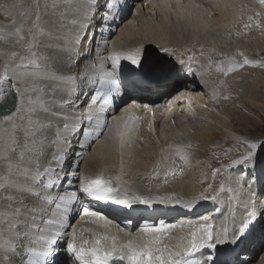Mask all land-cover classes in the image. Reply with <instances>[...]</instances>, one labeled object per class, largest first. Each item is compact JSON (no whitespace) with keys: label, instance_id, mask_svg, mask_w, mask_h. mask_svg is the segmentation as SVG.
Instances as JSON below:
<instances>
[{"label":"snow or ice","instance_id":"snow-or-ice-1","mask_svg":"<svg viewBox=\"0 0 264 264\" xmlns=\"http://www.w3.org/2000/svg\"><path fill=\"white\" fill-rule=\"evenodd\" d=\"M64 3L73 7V0H64ZM176 3L177 7H182L180 0ZM259 3L264 6V0ZM125 6L126 0L123 4L120 0H91L85 5L87 10L71 21L74 28L69 35L62 22L66 19L64 15L54 17L45 30L37 0L35 21L27 29L29 55L15 51L3 53L0 106L7 111L0 116V162L3 168L0 170V264H58L57 258L61 255L65 257L63 264H251L243 258L245 249L241 246L259 241L264 250V138L259 143L256 138L238 140L244 150L235 157L229 155L231 149L226 151L224 155L229 163L213 168L212 183H207V187L187 201L175 195L153 197L134 193L119 175L115 178H105L102 174L95 178L73 176L71 164L68 171L63 167L73 150V139L83 148L84 138L94 136L98 139L107 129L109 135L119 139L121 149L134 140L137 130L134 121L138 118L132 114V109L139 106L135 102L124 107L120 115H112L111 124L107 121L108 108L110 104L115 105L118 97L131 100L136 93L171 87L178 93L176 100L191 99V93L182 89L188 88L185 81L189 76L197 75L191 66L193 62L199 63L194 56L189 55L185 61L181 58L183 53L178 56L174 49L163 45L153 48L141 44L127 51L115 47L108 50L102 30L110 27L115 21L114 13L122 12ZM165 6L170 7V4ZM8 7L0 5L6 16H11ZM261 15L249 16L250 23L244 27L250 28L254 19L260 27ZM15 25L13 18L11 26ZM11 26H0V40H16L17 37L23 40V26L10 31ZM82 46L85 47L83 55L80 52ZM157 50L168 59L156 57ZM17 60L19 63L15 62ZM59 62L68 68L75 62L81 64L82 69L76 74H65L57 69ZM257 64L246 56L239 62L229 58L227 62H217V70L227 76ZM28 66H34L35 70H24ZM259 66L264 67V63ZM44 84L48 87H42ZM223 98L228 99L227 96ZM68 108L75 111L65 112ZM143 108L152 111L148 104ZM53 128L55 138L49 139L45 133ZM75 171L78 173V167ZM155 174L156 177L161 175L159 168ZM163 175L167 183L168 176H175L177 172L165 168ZM217 177L221 179L214 192ZM65 183L70 190L53 195L56 185ZM74 183L78 187H72ZM225 191L243 206L239 220L232 212L233 227L222 224L216 230L213 217L204 215L200 218L203 222L189 223L186 242L181 238L176 245L163 242L166 234L175 227L163 222L158 226L145 223L134 232L118 228L131 237L123 243L118 242L116 236L102 233H93V240H85L70 223L67 226L64 223L65 219H71L68 214L78 203V194L128 209L135 204L152 207L158 203L173 207L182 205L191 211L199 202L217 201L220 193ZM53 206L58 215L55 221L47 219L52 215ZM77 215L91 217L104 226L113 224L108 216L89 207L78 209ZM224 219L227 221L228 217ZM53 224L56 225L54 231L50 229ZM61 238H66L63 243H60ZM37 244L41 245L40 250ZM226 255H231L232 259H221ZM259 264H264V259Z\"/></svg>","mask_w":264,"mask_h":264},{"label":"bare ground","instance_id":"bare-ground-1","mask_svg":"<svg viewBox=\"0 0 264 264\" xmlns=\"http://www.w3.org/2000/svg\"><path fill=\"white\" fill-rule=\"evenodd\" d=\"M86 2L87 0H73V7L61 3L54 10V14L46 11V15L53 17L48 21L42 17V26L47 30L49 21L54 17L64 15L66 19L62 22L66 26L68 34L71 35L74 28L71 21L76 19L79 13L87 10ZM166 4H170V7H166ZM180 5L182 7H177L176 0H141L137 2L133 14L125 22L120 23L118 30L110 37L108 50L111 51L109 47L111 49L115 47L118 50L127 51L141 44H147L153 48L163 45L174 49L178 56L183 53L181 58L184 60L188 59L189 55L194 56L205 72L210 75L209 81H205L203 87L187 90L191 93L190 100L188 98L176 100L175 97L178 93L169 87L136 93L131 100L125 97L121 101V108L114 115H120L123 108L133 102L139 105L132 109V114L138 118L134 121L137 129L134 140L121 149L119 139L114 135H109L107 129L98 139L90 137L93 148L83 158L80 167L81 173H77V175H87L91 178L103 173L113 178L119 175L134 193L153 197L175 195L187 201L207 187V183H212L210 168L219 167L212 166L218 162L214 158L217 155L213 154L219 152L220 158H223L226 152L224 150L229 147L228 144L237 143L240 146L237 142L240 137L239 130L235 126L243 127L247 131L250 126L257 125L258 120L256 121L253 116L249 115V113L254 114L255 111L259 112L261 118H264V70L260 71L253 69L255 66H247L251 69L244 71L243 74H236L232 79L227 78L230 84L226 83L222 86L221 81L225 78L222 76L223 73L217 72V70L215 72L211 68L216 67L219 61L227 62L229 58L242 61L243 56H238L240 52L264 50V27L262 26L263 31L258 33L261 36L248 38V32L252 28H245L242 25L243 22L250 23L248 17L253 16L257 7L258 10H262L264 6L259 3V0H180ZM261 6L262 8H259ZM19 11L26 14L23 15L24 19L31 20L32 16L27 12V7H23ZM261 23L260 25H262ZM14 27H21V25L11 26L9 30H14ZM253 27L255 31L260 30L254 24ZM17 40L19 37L16 40H2L1 43L12 46ZM97 40L99 41L98 37ZM225 50L232 53H225ZM12 51L20 55H27L19 52L16 47H13L10 53ZM84 51L85 47L83 46L80 49L81 55L84 54ZM234 52H237L236 55ZM3 53L6 52H2L0 49V64L4 62ZM155 56L167 60V57L159 53L158 50ZM246 57L251 60L249 56ZM210 61L212 66L208 68ZM15 62L19 63V60ZM56 67L65 74H76L82 69L81 64H78L77 67L73 64L71 68H68L63 62L57 63ZM33 70H35L34 66H28L26 71ZM238 82L241 84L236 85ZM43 87L47 88L48 85L44 84ZM219 88H222L224 93L218 91ZM226 88L228 90L234 88L237 92L225 93ZM224 96H227L231 102H225ZM236 97L238 98L236 99ZM144 104H148L152 111H146L143 108ZM244 106H246L245 110L248 114H241L236 109V107L244 108ZM6 111L0 106V113L5 114ZM109 122L112 123L111 117ZM149 124L152 125L151 128H149ZM45 135L49 139H54L55 128L47 131ZM166 157L167 160H165ZM42 162L47 163L46 161ZM157 168L161 172L159 177H156L155 174ZM165 168L177 172L175 176H168L167 183L163 180ZM202 181L205 182L202 183ZM218 186L216 181L213 186L214 192L217 191ZM101 203V201L98 202L99 205ZM206 203L214 204L209 212L213 217L216 230H219L222 224H226L229 228L233 227L232 212L237 215V220L240 219L243 212V206L233 200L229 193L220 194L215 202H199L195 208H209ZM145 207L148 206L135 204L130 211L144 209L145 214H150L149 209ZM164 207L165 205L158 203H154L152 206V208L160 210ZM180 207L183 206L180 205ZM173 213H176V210H173ZM132 216L129 215V217ZM184 216L186 219L182 220L181 224L177 221L173 223L175 227L166 234L163 241L165 244L176 245L180 243L181 238H184L186 242L189 223L203 222L193 216L192 220H189L191 216L189 213ZM226 216L228 217L227 221L224 219ZM98 231L102 232L101 228ZM104 233L116 236L118 241L124 242L131 239L123 232H114L112 228L109 229V232L104 231ZM258 244H260L259 241L248 244V248L244 252L243 258L250 261L251 264H259V261L264 259V250L261 251V246L256 248ZM228 247L230 246H225V248Z\"/></svg>","mask_w":264,"mask_h":264},{"label":"rangeland","instance_id":"rangeland-1","mask_svg":"<svg viewBox=\"0 0 264 264\" xmlns=\"http://www.w3.org/2000/svg\"><path fill=\"white\" fill-rule=\"evenodd\" d=\"M36 3H37V0H0V5H6V6H9L8 7V11L9 12H11L12 13V15L11 16H6L5 15V9H3V8H0V26L1 25H4V26H11V24H12V19L13 18H15V20H16V25L17 24H20L21 26L23 25V28H25V29H23L22 30V32H21V36H23L24 37V39L23 40H20V38H19V42H16L14 45H12V46H8V45H6V44H4V48L2 47V43L1 42H3L2 40H0V49L2 50V52H8V50H9V53H10V51H11V49L13 48V47H16L18 50H19V52H22V54H27V55H29V53L27 52V48H26V43H27V41H28V39H29V37H28V35H27V29H28V27L29 26H31V24L32 23H34V21H35V12H36ZM61 3H63V4H65L64 3V1L63 0H39V4H40V10H41V12H42V17L45 19V21L47 20H49L50 18H52L53 16H48V15H46L45 14V12L46 11H49V12H53V14H54V10L58 7V5L59 4H61ZM45 4H47V7L45 8ZM54 5H55V7H54ZM23 7H27V12H29V13H31V20H29V18L28 19H24L25 17L23 16V15H21V11H19L21 8H23ZM259 8H262V6L261 7H259ZM258 7L256 8V10H255V13H253V16H254V14H255V16H256V12L258 13H261L262 12V15L260 16V22H262L261 24V27H259L260 28V30H257V31H255V28L253 27V24H255V19H254V23L253 22H251V28L252 29H250L249 30V32H248V34L249 35H247L248 36V38H251V36H254V37H256V38H258V36H261V35H259L258 33H261V31H263L261 28H263L264 27V8H262V10L261 9H259L258 11ZM255 16H254V18H255ZM21 17V18H20ZM22 20V21H21ZM27 20V21H26ZM263 20V21H262ZM3 23V24H2ZM244 24H247V22H243V24L242 25H244ZM241 26V25H240ZM263 26V27H262ZM237 29H239L238 27H237ZM26 30V31H25ZM251 32V33H250ZM257 32V33H256ZM264 32V31H263ZM2 44V45H1ZM17 45V46H16ZM3 48V49H2ZM7 48V49H6ZM229 50H225V53H232V52H228ZM236 53L237 52H234V55H236ZM240 53H243V56H249L250 57V59H251V61H255V62H258V64L257 65H259L260 63H264V50H258V49H256V50H254V51H252V52H240ZM240 53H238L237 55L239 56V57H242L241 55H240ZM248 55H247V54ZM251 54V55H250ZM255 55V56H254ZM251 56H253V57H251ZM254 58V59H253ZM253 59V60H252ZM18 61V60H17ZM236 61H240L239 59L237 60L236 59ZM217 66V65H216ZM225 66H227L226 64H225ZM212 69H215L216 67H211ZM248 69H251V68H249V67H247V66H245V67H243L242 69H240L239 71H237V72H235V73H232L231 75H228V76H226L225 78H224V81L222 82V83H224L225 82V84L226 83H228V80H227V78H230V79H232L236 74H243L244 73V71H246V70H248ZM253 69H259L260 71H262V70H264V68H261V67H259V66H255V68H253ZM24 70H27L26 68L24 69ZM245 75V74H244ZM259 75V74H258ZM222 76L224 77L225 75L224 74H222ZM260 77V76H259ZM230 83H228V85H229ZM239 84H241L240 82H238L236 85H239ZM42 87H43V85H42ZM236 89H234V88H232V89H230L229 88V90L226 88V91H225V93H227V92H234V93H236L237 91H235ZM222 92L224 93V91H223V89H222ZM238 97H236V99H237ZM225 100V102H231V100L230 99H224ZM8 107H9V105H8ZM245 107L246 106H244V108H242V107H236V109L239 111V113H241V114H248V112L245 110ZM249 115H251V116H253V118L257 121L258 120V122H256V124L257 125H252V126H250L249 127V129H247V131H245V129L243 128V127H238V126H235L236 127V129H238L239 130V135H240V137H239V140H241V139H245V138H248V139H253V138H256V140H257V143H259L260 142V139L261 138H264V137H262V134H264V118H261L260 117V114H259V112H254V114H250L249 113ZM242 128V129H241ZM251 128V129H250ZM256 131V132H255ZM259 132V133H258ZM237 142H238V140H237ZM233 143V142H232ZM225 146H227V145H225ZM228 148H227V150H224V151H228L229 149H231V152L229 153V155H231V156H233V157H235V156H237L238 154H239V151H243L244 150V148H243V145H240V146H238L237 145V143H233L232 145H229L228 144ZM242 146V147H241ZM226 149V148H225ZM172 154V153H171ZM171 154H170V156H171ZM219 152H215V155H217L216 157H214L216 160H218V162H215V164H213L212 166H221V164L220 163H224V162H227V163H229V160H228V158L224 155V157L223 158H220V155L221 154H219ZM220 162V163H219ZM0 170H2V162H0ZM210 170H212V168H210ZM217 178H221V177H217ZM158 181H160L158 178H156ZM219 179H217L216 181L218 182V184H219ZM163 180H164V178H163ZM224 193H228L227 191H225V192H223V193H220V194H224ZM227 196V195H226ZM261 251H263L262 250V248H261ZM260 251V252H261ZM263 253V252H262Z\"/></svg>","mask_w":264,"mask_h":264},{"label":"water","instance_id":"water-1","mask_svg":"<svg viewBox=\"0 0 264 264\" xmlns=\"http://www.w3.org/2000/svg\"><path fill=\"white\" fill-rule=\"evenodd\" d=\"M11 107V105H9V107L8 108H10ZM4 110H7L5 107H4Z\"/></svg>","mask_w":264,"mask_h":264}]
</instances>
